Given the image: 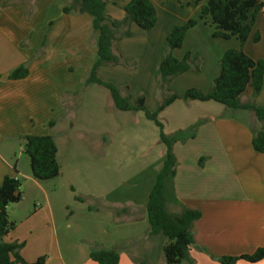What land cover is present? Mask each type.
Here are the masks:
<instances>
[{
  "label": "crops",
  "instance_id": "1",
  "mask_svg": "<svg viewBox=\"0 0 264 264\" xmlns=\"http://www.w3.org/2000/svg\"><path fill=\"white\" fill-rule=\"evenodd\" d=\"M71 1L0 0V184L5 176L23 175L43 200V205L33 211L27 233H16V225L3 241L23 243L20 255L27 263H34L43 253H49L44 264H96L89 260L91 251L112 249L119 255L118 264H165L162 253L165 238L151 236L150 229L143 235L123 229L131 222L145 220V205L157 171L142 175L132 183L127 189L131 194L127 191V195L106 196V208H111L108 222L80 232L78 242L83 246L94 243L95 248L79 249L74 262L63 258L59 247L62 244L57 241L58 207L66 208L58 196H51L57 188L47 191L45 187L50 180L43 183L20 171V155L15 144L24 141L25 136L49 135L57 148L61 175L53 131L67 111L76 107L83 80L96 60L97 33L93 31L92 18L74 11L63 13ZM128 1L108 0L105 14L123 20L122 7ZM151 2L157 15L153 29L143 33L131 24L129 29L135 36L119 40L115 45L129 67L137 63L136 69L129 71L117 66L100 67L96 71L101 81L126 86L133 95L142 89L156 90L167 34L174 26L197 19L199 14L198 7H193L190 1ZM212 31L208 25L197 24L187 31L182 47L173 51L177 59L187 52L198 54L202 59L201 72L179 76L172 83L175 91L182 93L188 88L206 91L218 75V62L223 53L239 48L234 38L213 39ZM256 33L259 41L255 43ZM242 50L253 60H264V10L257 14ZM20 66L27 68V76L10 80V74ZM106 72L118 77L105 76ZM250 95L247 91L241 101H248ZM254 104L264 107V78ZM148 108L155 112L157 106L150 104ZM158 119L165 134L170 136L190 128L183 140L173 144L175 174L167 184L166 197L167 210L172 214L183 209L200 212L199 219L193 223L194 244L189 251L194 264H219L221 257L251 254L264 246V154L254 151L251 145L253 133L260 127L251 112L229 110L212 101L178 100L160 112ZM49 122L53 123L51 127ZM163 157L164 154L160 164ZM7 215L14 224L20 220L18 215L11 218L8 211ZM68 217H73L72 212ZM74 230L82 231L79 227ZM104 239L109 244L103 243ZM236 264L250 263L238 261ZM254 264H264V259Z\"/></svg>",
  "mask_w": 264,
  "mask_h": 264
},
{
  "label": "trees",
  "instance_id": "2",
  "mask_svg": "<svg viewBox=\"0 0 264 264\" xmlns=\"http://www.w3.org/2000/svg\"><path fill=\"white\" fill-rule=\"evenodd\" d=\"M198 7L197 19H188L181 25L174 26L165 38L163 55L157 75V90L161 92L155 112L145 107L143 95H132L124 87V95L118 87L97 78L96 71L100 67L133 68L121 58L116 50V43L124 38L134 37L129 26L134 24L141 32L146 33L156 24V9L151 0H129L122 7L125 14L123 20H115L105 14L108 0H72L63 8V13L74 11L88 14L92 18L93 31L97 33L96 60L93 63L86 84L102 86L109 91L115 109L121 112H142L144 117L159 130V140L165 147L164 157L157 171L155 182L149 192L145 205L147 222L151 236H162L166 243L162 248L165 264H194L189 251L194 244L193 223L199 219L200 212L183 209L178 214L167 210L166 190L175 174L176 159L173 144L186 136L177 132L170 136L165 134L158 114L173 102L181 100L212 101L229 110L249 111L260 127L253 133L251 145L254 151L264 154V107L254 104L264 78V60H253L242 50L248 40L256 16L264 10V0H184ZM197 24L213 28L211 37L219 40L234 38L239 48L226 50L218 62L219 72L206 91L188 88L182 93L172 90L171 82L185 73L198 74L202 70V59L198 54L187 52L181 59L173 56V51L183 45L188 30ZM259 41L256 33L253 42ZM136 63H134L135 67ZM28 74L25 66L15 69L10 80L24 79ZM250 91V99L241 101V96ZM52 122L48 126L51 127ZM23 153L28 157L32 177L40 182L49 181L59 176L57 148L53 138L47 136H25ZM202 160L199 161V163ZM16 172V171H15ZM73 191V189H72ZM81 201L80 198L74 197ZM20 182L17 178L5 176L0 184V264H44L45 258L39 257L34 263H27L20 255L23 243L4 242L3 239L15 228L9 220L7 207L21 201ZM264 259V246L258 247L251 254L234 257L224 256L218 259L219 264H236L244 261L250 264ZM89 260L96 264H118L119 255L112 249H97L89 253Z\"/></svg>",
  "mask_w": 264,
  "mask_h": 264
},
{
  "label": "rangeland",
  "instance_id": "3",
  "mask_svg": "<svg viewBox=\"0 0 264 264\" xmlns=\"http://www.w3.org/2000/svg\"><path fill=\"white\" fill-rule=\"evenodd\" d=\"M130 67L135 68L133 63ZM121 68L134 70L133 68ZM105 76L118 77L110 72H106ZM176 79L171 82L173 91L175 90L172 83ZM85 81L83 80V90L76 101V107L71 112L67 111L65 119L62 118L53 131L59 150L61 175L50 180L45 187L47 191L56 187L57 190L53 191L51 196H58L66 206V208L61 205L60 208L58 207L55 230L57 239L59 238L57 241L62 244V246L59 244V247L63 258L73 262L77 258L79 249L88 251L94 245V243L87 242L83 246L78 242L82 236L80 232L98 228V225L108 222L111 208H106V196L127 195V189L132 183L139 181L142 175L158 171L160 157L165 152V147L159 140L158 128L148 121L142 112L118 111L113 105L108 90L102 86L89 84L84 88ZM124 87L126 86L118 87L122 95L125 94ZM157 89L153 92L149 89H142L135 94L144 96L145 107L148 110L150 104L158 106L161 92ZM189 131L190 128L180 132L187 136ZM23 145L22 140L15 144L20 155V171L30 176L29 160L23 153ZM16 176L20 182L22 199L19 204L9 205L7 211L11 218L18 215L20 219H17L18 223H15L16 233H27L33 211L43 205V200L41 193L31 186L28 178L23 175ZM130 191L128 193L131 194ZM74 197L80 198L81 201ZM55 204L57 205L56 202ZM70 212L73 217H68ZM40 222L39 220V226ZM66 225L69 227L66 228ZM75 227H79L82 231H75ZM123 229L130 232L137 231L143 235L150 228L145 216L144 221L131 222ZM51 240L55 248L54 237L51 236ZM102 242L109 244L108 239ZM48 255L49 253H43L41 257L46 261ZM154 257H157V252L154 253ZM154 260L156 261V258ZM181 264L186 263L181 262Z\"/></svg>",
  "mask_w": 264,
  "mask_h": 264
}]
</instances>
